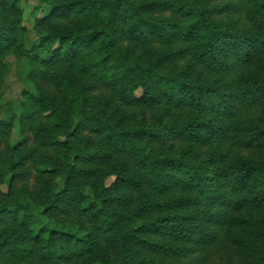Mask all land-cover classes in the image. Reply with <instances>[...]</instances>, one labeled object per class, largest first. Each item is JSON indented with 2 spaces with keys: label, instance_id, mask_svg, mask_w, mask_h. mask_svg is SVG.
Segmentation results:
<instances>
[{
  "label": "trees",
  "instance_id": "1",
  "mask_svg": "<svg viewBox=\"0 0 264 264\" xmlns=\"http://www.w3.org/2000/svg\"><path fill=\"white\" fill-rule=\"evenodd\" d=\"M218 1L0 0L59 90L0 121V264H264V0Z\"/></svg>",
  "mask_w": 264,
  "mask_h": 264
},
{
  "label": "rangeland",
  "instance_id": "2",
  "mask_svg": "<svg viewBox=\"0 0 264 264\" xmlns=\"http://www.w3.org/2000/svg\"><path fill=\"white\" fill-rule=\"evenodd\" d=\"M41 0H20V4L23 8V21L22 26L29 30L30 34L26 35L27 40L34 38L32 27L34 26V18H42L44 12L39 7ZM226 0H220L217 3L225 2ZM38 5V6H37ZM230 20L242 21V16H237V8L231 9ZM226 17V15H225ZM26 54L22 50L19 53H12L6 50L0 54V121L4 122V125H8L10 128V135L8 136V142L10 144H16L23 140V138L30 139V131L27 128V120L24 115L19 111V98L23 89H30L33 92L42 94L47 99L58 98L59 90L53 86L50 80L46 77L47 68L43 64H38L34 61H28L25 59ZM180 66L190 65L193 69L200 67L196 62L189 58H183L179 61ZM3 136H0V141L4 140ZM5 144H2L3 147ZM204 149V148H203ZM201 149V152H204ZM220 148L216 154H221ZM233 151H227L226 156H231ZM112 181V177L107 179V182ZM196 246V245H195ZM193 245V249L199 248ZM200 252L198 249L188 253L187 264H203L204 259L198 262V256ZM173 264H181L180 262H174Z\"/></svg>",
  "mask_w": 264,
  "mask_h": 264
}]
</instances>
